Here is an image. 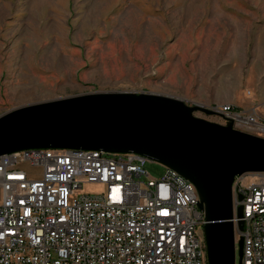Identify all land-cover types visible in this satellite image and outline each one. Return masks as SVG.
<instances>
[{"label": "rangeland", "instance_id": "1", "mask_svg": "<svg viewBox=\"0 0 264 264\" xmlns=\"http://www.w3.org/2000/svg\"><path fill=\"white\" fill-rule=\"evenodd\" d=\"M101 92L257 108L264 120V0H0V115Z\"/></svg>", "mask_w": 264, "mask_h": 264}, {"label": "built area", "instance_id": "2", "mask_svg": "<svg viewBox=\"0 0 264 264\" xmlns=\"http://www.w3.org/2000/svg\"><path fill=\"white\" fill-rule=\"evenodd\" d=\"M211 110L264 139L257 108ZM147 161L87 150L0 156V264H207L195 187L166 168L151 177ZM85 185L101 192L84 193ZM232 205L235 225L242 209L241 264H264V174L236 177Z\"/></svg>", "mask_w": 264, "mask_h": 264}, {"label": "water", "instance_id": "3", "mask_svg": "<svg viewBox=\"0 0 264 264\" xmlns=\"http://www.w3.org/2000/svg\"><path fill=\"white\" fill-rule=\"evenodd\" d=\"M211 108L152 93L74 95L0 115V156L30 149L134 153L179 174L195 187L204 214L207 264H241L242 209L235 213L236 177L264 174V139L211 122Z\"/></svg>", "mask_w": 264, "mask_h": 264}]
</instances>
